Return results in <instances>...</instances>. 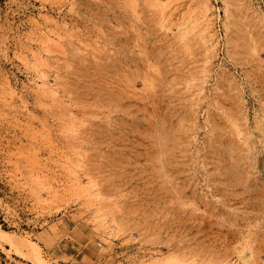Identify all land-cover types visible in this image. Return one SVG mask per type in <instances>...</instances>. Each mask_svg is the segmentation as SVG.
I'll list each match as a JSON object with an SVG mask.
<instances>
[{
  "label": "rangeland",
  "instance_id": "obj_1",
  "mask_svg": "<svg viewBox=\"0 0 264 264\" xmlns=\"http://www.w3.org/2000/svg\"><path fill=\"white\" fill-rule=\"evenodd\" d=\"M0 226L47 264H264V0H0Z\"/></svg>",
  "mask_w": 264,
  "mask_h": 264
},
{
  "label": "bare ground",
  "instance_id": "obj_2",
  "mask_svg": "<svg viewBox=\"0 0 264 264\" xmlns=\"http://www.w3.org/2000/svg\"><path fill=\"white\" fill-rule=\"evenodd\" d=\"M45 87H46V84H45ZM48 88L49 87H47L46 89L48 90ZM49 90H51V89H49ZM43 91H46V90H43ZM54 92H56V91H54ZM54 92H52V95ZM50 94H51V92H50ZM56 95H57V93H56ZM53 96H55V95H53ZM55 97L58 98L57 96H55ZM61 101L63 102V100H61ZM57 102H59V101H57ZM63 103L61 105H63ZM0 245L2 247L7 246L11 250L15 251L17 254L22 255L24 257H27L28 259L32 260L34 262V264H47V262L45 261V259L42 256L41 251L38 248L31 245L26 240L21 239L15 235H12V234L4 231L1 228V226H0Z\"/></svg>",
  "mask_w": 264,
  "mask_h": 264
}]
</instances>
